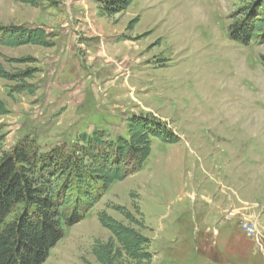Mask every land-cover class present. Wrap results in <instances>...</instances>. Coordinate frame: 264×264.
<instances>
[{
    "label": "rangeland",
    "instance_id": "rangeland-1",
    "mask_svg": "<svg viewBox=\"0 0 264 264\" xmlns=\"http://www.w3.org/2000/svg\"><path fill=\"white\" fill-rule=\"evenodd\" d=\"M255 1L133 0L109 17L98 0H0V25L43 27L55 42L0 45L7 72L37 70L25 80L34 94L0 78L5 151L25 138L44 153L95 131L128 138L129 118L149 112L180 136L153 139L143 169L65 226L44 264H99L93 246L112 237L99 213L135 226L117 205L140 206L153 256L144 264H264V43L229 35L233 15Z\"/></svg>",
    "mask_w": 264,
    "mask_h": 264
},
{
    "label": "trees",
    "instance_id": "trees-1",
    "mask_svg": "<svg viewBox=\"0 0 264 264\" xmlns=\"http://www.w3.org/2000/svg\"><path fill=\"white\" fill-rule=\"evenodd\" d=\"M20 1L33 7L60 4V0ZM132 2L98 0L100 14L114 16L127 10ZM229 35L245 46L253 41L264 43V0L240 8L232 17ZM0 45L53 47L55 42L54 35L43 27L11 24L0 25ZM28 60L36 62L13 59ZM261 62L264 66V54ZM36 72L26 69L12 74L0 67V78L17 81L14 91L34 94L33 85L25 80ZM8 113L0 98V116ZM127 128L128 138L110 140L106 132L95 131L44 153L27 138L5 151L0 124V264H44L50 251L64 238L65 226L81 222L115 182L143 169L151 155L153 139L168 144L180 141L172 126L150 112L129 118ZM115 209L135 226L126 225L107 211L100 212L99 220L112 237L93 246L97 262L126 264L129 259L137 264L150 263L151 240L141 231L145 224L140 206L135 205V212L141 219L124 206L117 205Z\"/></svg>",
    "mask_w": 264,
    "mask_h": 264
},
{
    "label": "built area",
    "instance_id": "built-area-1",
    "mask_svg": "<svg viewBox=\"0 0 264 264\" xmlns=\"http://www.w3.org/2000/svg\"><path fill=\"white\" fill-rule=\"evenodd\" d=\"M244 231L249 235H254L257 231L256 225L250 222H244L242 224Z\"/></svg>",
    "mask_w": 264,
    "mask_h": 264
}]
</instances>
